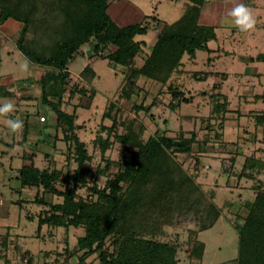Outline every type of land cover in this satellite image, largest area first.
<instances>
[{
  "label": "trees",
  "instance_id": "obj_1",
  "mask_svg": "<svg viewBox=\"0 0 264 264\" xmlns=\"http://www.w3.org/2000/svg\"><path fill=\"white\" fill-rule=\"evenodd\" d=\"M114 1L0 0V26L9 19L21 22L23 29L18 49L32 63L51 69L41 81L42 101L56 113L57 131L62 133L67 148V167L72 162L76 165L74 170L64 174L63 170H42L32 163L20 170L19 180L22 188H37L39 191L34 200L43 208L38 216V231L43 226L83 228L84 235L74 250L80 254L81 262L97 254L101 264H179L176 246L151 237L145 231L144 234L142 230L148 227L147 218L164 213L170 199H175L182 207L192 210L197 207V211L202 212L199 233L212 229L221 219L223 210L215 203L216 192H206L197 181L199 176L186 173L170 151L177 154L196 151L199 154L197 162L201 155L217 152L218 145H224L228 100L221 99L219 94L211 96L212 115L219 120L218 124L206 123L208 132L203 139H199L197 133L188 137L182 132L174 137L158 135L141 143L138 137L135 141L136 137L132 139L129 135L117 133L116 139L132 150L131 158H127L129 151L123 153L122 162L117 163L119 171L103 189L94 181L91 183L93 171L90 164L94 156L77 133L76 116L62 110V105L68 91L71 98L79 94L89 101L94 100L96 92L88 86L98 77L94 65L99 60L129 69V76L120 90L125 98L138 94L147 82H158L168 87L173 110L192 104L194 96L188 95L175 79L187 73L182 69L184 57L194 60L199 50L210 53L209 43L217 40L216 28L200 22L204 8L212 0H181V17L172 24L156 16H146L141 23L127 27L119 26L109 15L108 9ZM47 6L48 13L39 15L37 10ZM56 13L58 17H54ZM151 23L155 24L157 32L151 51L146 52L145 44L137 42L136 38L147 35ZM87 57L98 60L85 66L79 80L70 86L71 67ZM137 57L144 62L140 68L134 66ZM191 75L197 81L208 77L204 72H191ZM141 80L144 82L142 86ZM219 85L216 84L214 89ZM2 94L0 89V96ZM113 110L115 107L111 102L108 112ZM102 128L108 131V128ZM102 141L103 138L97 139L105 153L108 143ZM131 147L137 150L133 151ZM232 161H235L234 156ZM263 172L264 162L247 158L241 178L254 179ZM104 173L98 169L97 175ZM150 182L151 186H148ZM126 184L127 190H124ZM253 188L255 199L246 203L249 214L243 223L238 219L235 226L240 241L239 264H264V183L258 181ZM85 189L89 190L87 197L82 194ZM49 194L61 198L62 202H47L45 195ZM146 204L151 208L153 205L159 212L153 210L151 215L147 214ZM28 219L35 221L34 216H28ZM160 219H157V225L162 231ZM8 237V233L3 237L5 243ZM109 239L115 245L113 252L105 249ZM198 242L205 248L204 243ZM204 252L202 248L199 258H203ZM18 253L20 260L28 257L33 264L30 251ZM2 259L8 262L6 253L0 255Z\"/></svg>",
  "mask_w": 264,
  "mask_h": 264
},
{
  "label": "rangeland",
  "instance_id": "obj_2",
  "mask_svg": "<svg viewBox=\"0 0 264 264\" xmlns=\"http://www.w3.org/2000/svg\"><path fill=\"white\" fill-rule=\"evenodd\" d=\"M119 2L121 6L125 7L123 9L127 14L126 20L124 19L125 23L133 25L142 22L139 18L140 14H143V16H156L160 20L172 24L179 20L182 13L181 0H121ZM236 2L237 0H232L230 3L228 0L211 1L208 7L210 11L206 13L203 19L205 21L209 20L214 25L221 23L217 29L218 40L209 44L211 49H221V52L210 55L199 50L197 51V60L186 67L189 70L204 72L206 70L205 65L210 57L216 58L223 54L220 58H216L215 69L219 72L239 74L238 78L234 77L236 75L231 77V85L236 87L240 85L242 88L247 87V90H249L254 84L253 82L257 83L255 80L248 79L246 75L247 68L253 66L250 62L251 59L255 62L254 66L264 75V61L258 60L264 57V0H257V7L250 8L256 19V24L252 30H249L250 34L248 35L241 32L233 33V29L237 27L233 24L228 13ZM252 2L250 1V4ZM134 7L138 11L130 18L128 11ZM47 8L48 6L36 10L39 15H43L48 13ZM55 12H52V14ZM54 17H58V14ZM12 22L15 24L17 21L13 20ZM150 25L151 28L147 35H140L136 38L137 42L145 44L146 52L151 51L157 32L155 24L151 23ZM13 35L10 40L11 44H13ZM2 56L4 60L0 70L2 76L10 75L9 77L23 78L27 80V83H32L33 79L38 78L36 69H33V67L28 71L20 69L19 65L25 57L20 55L15 47L11 55H4L3 52ZM94 60L98 59L95 58ZM184 61L189 62V58L186 56ZM143 63V60L137 57L134 66L140 68ZM95 68L99 74V78L94 85L98 88V93L92 101H89L88 98L82 100V105L85 106L90 103L92 107L90 110L83 109L84 111L80 114L79 121L80 124H84V128L79 132V135L87 143L89 152L94 156L93 162L90 164L93 171L90 178L91 183L94 181L102 189L119 171L117 163L122 162L123 153L128 152L130 149V147L116 139L117 133L129 135L132 139L136 137L135 141L138 137L141 143H146L158 135L174 137L182 132L186 133L188 137H191L192 133H197L198 138L203 139L208 132L206 123L218 124L219 118L212 115V110L208 113L209 107L212 105L208 98L203 100L202 96L198 95L194 105H182L179 110H173L171 107L172 95L169 93L168 87L158 82H147L144 85L145 88L142 89L140 85L144 84L143 80L139 82L140 85L138 84L142 90L131 98H125L121 95L120 90L129 76V69L111 64L107 60L97 61ZM75 72H73V75L77 77L78 74ZM240 81L242 82L240 83ZM195 85L199 84L193 81L188 87L192 86L191 88H193ZM200 86H203V84L201 83ZM88 87L91 88L92 86ZM36 90L39 91L38 88ZM238 91L241 94L243 93L241 89ZM111 102L114 104L115 110L113 112L109 111V115L108 107ZM75 103L78 104L79 102ZM75 103L71 104L74 105ZM199 103L205 105V107H199V109ZM256 107H261L264 110L263 105L258 104ZM69 111L72 112V108ZM104 114H107V117ZM187 115L204 116L201 117V122L199 120L194 122L191 118L189 121L188 119L184 120ZM243 124H248L247 120ZM130 125L132 126L131 131H129ZM102 127L108 128V131ZM99 137L108 143V149L105 153L101 150V144L97 143ZM230 138L231 136H228V139ZM217 144H220V142ZM61 147L60 152L63 154L57 153V166L62 167L68 173L74 170L76 165L72 162L69 165L70 167H67V148L65 145H61ZM131 148H133V151L137 150L135 147ZM217 148L218 151L215 153L201 155L199 162H197L199 154L196 151L191 154H177L173 151H170V153L173 154L175 162L181 165L186 173L192 177L199 176L197 181L206 192L212 190L216 192L215 203L223 210L218 223L212 229L199 233V221L202 212L197 211V207L193 210L190 207H182L179 203H176L175 199H170L168 208L164 213L162 212V215L155 218H147L145 222L148 227L142 230L144 234L146 232L151 237H157L165 243L176 246L179 264H239L237 258L239 256L240 241L235 226L238 219H241L240 222L243 223L248 216L249 211L246 208V203L255 199V193L252 191L253 183L239 177L242 163H239L238 167L233 166L234 163H232L229 154L231 150L234 151L233 147H230V151L224 145H218ZM225 150L229 157L224 152ZM253 150L255 148L245 149L249 154ZM131 151L127 153L128 159L131 158ZM231 154L234 155L235 153L232 152ZM39 166H46L42 159L39 160ZM14 168L9 171L12 175L15 171ZM8 169V167L0 165V195H2L0 203H4L5 198L6 208H9L10 211V218L0 220V255L6 253L9 259L8 262L5 259L0 260V264H31L28 257L20 260L21 256L18 251L23 253L30 251L34 257L33 264H101L97 254L88 257L87 261L81 262L79 259L80 254L78 252L74 253L79 238L84 235L83 228L70 227L65 229L43 226L41 231H38V216L43 209L42 206L28 204L21 209L20 206L11 204L10 201L14 197H20V193L13 196L11 189L13 181L9 180L6 172ZM98 169L104 171V175H97ZM151 183L148 186H151ZM127 185L124 186V190H127ZM133 188L135 189L136 185ZM29 194L31 200L35 199V190H31ZM82 194L87 197L89 190H83ZM45 198L47 202H62L61 198L53 197L50 194L45 195ZM148 205H144L147 214L151 215L154 211L159 212L156 208H153V205L152 208L151 205ZM27 216H34L35 221H30L26 218ZM157 219L163 222L162 231H160V225H157ZM138 220L141 221V219ZM7 233L9 237L7 243H5L3 237ZM198 241L204 243L205 248L200 246ZM202 248L205 249V252L201 259L198 255L201 254ZM105 249L108 252L114 251L115 245L111 239L106 242Z\"/></svg>",
  "mask_w": 264,
  "mask_h": 264
},
{
  "label": "crops",
  "instance_id": "obj_3",
  "mask_svg": "<svg viewBox=\"0 0 264 264\" xmlns=\"http://www.w3.org/2000/svg\"><path fill=\"white\" fill-rule=\"evenodd\" d=\"M119 1L121 0H115L111 4L108 9L109 15L121 27L133 25L131 23H125V17L127 14L125 13L126 11H123L125 7L121 6ZM228 1L229 3L232 2V0ZM250 1L253 2L250 4ZM256 1L257 0H241V2L245 3L249 8L257 7ZM210 3L207 4L204 8L200 22L204 25L214 26L217 33L218 26L221 23H218V25H214L209 20L205 21L203 19V17L206 16V13L210 11V8H208ZM137 11L138 10L135 7L129 10L128 13H130V18L133 14L135 15ZM145 17L146 16H143V14H140L139 16V18H141L140 20L142 21L145 19ZM12 21L13 20L9 19L0 26V70L4 61L2 56L3 52L4 55H11L13 48L15 47L20 55L26 57L23 53H21L17 46L18 39L23 29V24L18 21L13 24ZM236 32L241 31H239L238 28H234L233 33ZM241 33L248 35L250 34V31ZM12 34H14V37L12 39L13 44H11L12 42L10 43ZM210 50V55H212L213 53L219 54L221 52V49L213 50L210 48ZM221 56H223V54H220L218 57L220 58ZM187 57L189 58V56ZM216 58L210 57L207 60V63L205 65L206 70L204 71V73H207L208 77L201 81H197L191 75V72L199 71L189 70L188 67H186L197 60V55L196 59L194 60L189 58V62H185L183 59L184 65L182 69H184L187 73L176 76L175 80H177V82L183 86L188 95L192 94L194 96V101L192 103L193 105L195 104L196 97L198 95H201L203 100L208 98V100L211 101V96L213 94H219L220 96H222L221 99L225 97L228 100V110L224 123V138L222 142H224V145L229 148V151L230 147H233L234 149V151L231 150V153H235L234 155L229 153L231 155V158L233 156L235 158V161H232V163H234L233 166L238 167V164L242 163V167L239 172V177L241 179V172L243 171V167L246 163L247 158H255L256 160H258V162H264V110L261 109V107H256L258 104L264 106V99L262 98V96L264 95V75H262L254 66L255 62L253 59H251L250 62L253 66L247 68L246 75L248 79L255 80L257 83L253 82L254 84L249 90H247V87L242 88L240 85H238L237 87L234 85L232 86L230 82L231 77L234 75H236L234 77H237L239 76V74L217 71L215 69V64L217 62ZM258 60L264 61V57H261V59L259 58ZM93 61L94 59L87 57L84 59H80L77 64H74L71 67L70 71L72 79L70 83L74 84L75 82H77L85 66L91 64ZM32 67L33 69H36L38 75V78L36 80L33 79L32 83H27V80L23 78L12 76L9 77L10 75L2 76L0 73V89L3 93L0 96V103L12 102L15 105V110L13 112L0 114V165L2 167L9 168L8 171L6 170V172L8 173L9 180L13 181L11 184L13 196H16L20 193V197H18L20 199L14 197V199H12L10 202L11 204L20 206L21 209L28 204L35 205V199L31 200L29 196L31 190L36 191L35 197L39 192L37 188H22L19 176L20 170L24 166L31 165L33 163L37 168H40L42 170H52L56 168L58 170H63L64 174H67L62 167L60 168L57 166V153L63 154L62 152H60V150L62 149L61 145H65V143L62 141V133H60V131H57L56 113L50 105H47L42 101L43 86L41 81L44 75L49 73L51 69L48 66L38 65L31 62L29 69H31ZM74 71L77 72V77L73 75ZM97 76L98 77L95 79L93 84L90 85L92 86L91 88L96 92V97L98 88H96V86L94 85L99 78L98 73ZM193 81L199 85H195L193 88H191L192 86L188 87V85ZM241 82L242 81H240V83ZM201 83L203 84V86H200ZM218 83L220 84L219 87L217 89H214L215 85ZM73 84H71L70 86H72ZM37 88L39 89V91L36 90ZM198 88L199 90H197ZM239 88L243 90L242 94L238 91L240 90ZM70 98L71 95L68 91L64 96L62 110L66 111L70 115L74 114L76 116L75 124L78 126L77 133L79 135V132L84 128V124H80L79 121L80 114L84 111L83 109L90 110L92 106L90 105V103L85 106L82 105V100L86 98L81 97L79 94L75 95L71 99ZM75 102L79 103L77 104ZM71 103L75 104L73 105ZM199 107L203 108L205 107V105H201L199 103L198 108ZM71 108L72 112L69 111ZM212 108L213 105H210L208 113L211 112ZM179 109L180 108H178L177 110ZM42 116H46L45 122L40 121V118ZM203 116L204 115H187L184 120L188 119L189 121L191 118L194 122L196 120H199L201 122V117ZM9 117L22 119L24 121L23 128L13 133L6 125V120ZM246 120L248 124H243ZM48 127L50 128L48 129ZM228 136H231V138L228 139ZM246 148H255V150H253L252 153L249 154L245 151ZM224 152L228 154L226 150ZM41 159L46 165L45 167L39 166V160ZM46 160H48L49 162H47ZM13 168L15 169V171L12 175V173H10L9 171ZM242 179L253 183L252 191L255 193L253 188L255 184L258 183V181L264 183V172L260 175H256L254 179ZM1 196L2 195H0V200ZM2 214L6 215L3 216ZM8 218H10V211L9 208H6V200L4 198V203H0V220H7ZM26 218L28 219V216Z\"/></svg>",
  "mask_w": 264,
  "mask_h": 264
},
{
  "label": "clouds",
  "instance_id": "obj_4",
  "mask_svg": "<svg viewBox=\"0 0 264 264\" xmlns=\"http://www.w3.org/2000/svg\"><path fill=\"white\" fill-rule=\"evenodd\" d=\"M228 15L232 18L233 24L241 32L252 30L256 24V19L253 16L250 8L241 0H237L235 6L229 11ZM30 60L25 57L20 63L19 67L23 71H28L30 67ZM15 110V105L12 102L0 103V114L11 113ZM7 127L13 132H17L23 128L24 121L19 118L9 117L6 120Z\"/></svg>",
  "mask_w": 264,
  "mask_h": 264
},
{
  "label": "built area",
  "instance_id": "obj_5",
  "mask_svg": "<svg viewBox=\"0 0 264 264\" xmlns=\"http://www.w3.org/2000/svg\"><path fill=\"white\" fill-rule=\"evenodd\" d=\"M40 121H41V122H45V121H46V116H42V117L40 118Z\"/></svg>",
  "mask_w": 264,
  "mask_h": 264
}]
</instances>
